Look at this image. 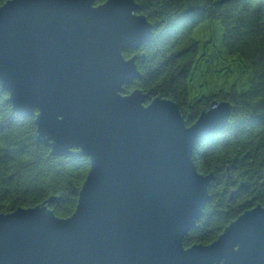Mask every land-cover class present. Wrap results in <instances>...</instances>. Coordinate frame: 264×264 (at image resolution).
I'll return each instance as SVG.
<instances>
[{
  "label": "water",
  "instance_id": "1",
  "mask_svg": "<svg viewBox=\"0 0 264 264\" xmlns=\"http://www.w3.org/2000/svg\"><path fill=\"white\" fill-rule=\"evenodd\" d=\"M8 0L0 6V87L33 117L54 157L89 159L73 213L50 196L0 213V264H264V204L210 244L184 247L213 175L192 159L233 106L213 101L187 126L178 105L138 88L136 61L153 26L134 0Z\"/></svg>",
  "mask_w": 264,
  "mask_h": 264
},
{
  "label": "trees",
  "instance_id": "2",
  "mask_svg": "<svg viewBox=\"0 0 264 264\" xmlns=\"http://www.w3.org/2000/svg\"><path fill=\"white\" fill-rule=\"evenodd\" d=\"M8 0H0L2 6ZM106 0H96V5ZM138 13L153 26L150 41L126 58L136 61L142 76L125 93L138 88L175 102L187 126L213 101L233 106L222 131L201 138L192 149L197 171L212 174L208 200L195 227L183 239L184 247L213 242L241 213L264 204V0H134ZM218 21L222 45L236 55L228 65L213 70L228 76L231 65L248 62L249 86L242 92L215 91L189 97L204 56H197L194 27ZM208 61V60H205ZM247 68V67H245ZM33 117L12 110L9 95L0 87V213L34 207L50 196L58 201L51 210L59 218L70 216L89 171L85 156L54 157L50 148L35 142Z\"/></svg>",
  "mask_w": 264,
  "mask_h": 264
},
{
  "label": "rangeland",
  "instance_id": "3",
  "mask_svg": "<svg viewBox=\"0 0 264 264\" xmlns=\"http://www.w3.org/2000/svg\"><path fill=\"white\" fill-rule=\"evenodd\" d=\"M223 29L218 21H205L194 27L191 31V38L197 42V56H204L199 72L194 79V85L190 90L189 97L198 94L208 95L215 91L229 92L235 89L237 92L246 90L251 78V70L248 62L242 65H231L228 69V76L221 75L215 77L214 73L208 68L212 65L213 70L217 71L236 58L227 52L222 45ZM208 60V61H205ZM247 67V68H245Z\"/></svg>",
  "mask_w": 264,
  "mask_h": 264
},
{
  "label": "flooded vegetation",
  "instance_id": "4",
  "mask_svg": "<svg viewBox=\"0 0 264 264\" xmlns=\"http://www.w3.org/2000/svg\"><path fill=\"white\" fill-rule=\"evenodd\" d=\"M133 54H137V52H136V53H135V52H134V53L132 52V55H133Z\"/></svg>",
  "mask_w": 264,
  "mask_h": 264
}]
</instances>
